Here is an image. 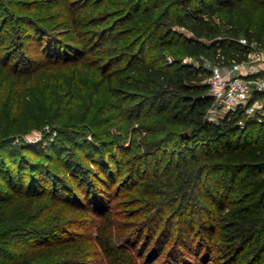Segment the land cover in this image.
Returning <instances> with one entry per match:
<instances>
[{
    "label": "trees",
    "instance_id": "obj_1",
    "mask_svg": "<svg viewBox=\"0 0 264 264\" xmlns=\"http://www.w3.org/2000/svg\"><path fill=\"white\" fill-rule=\"evenodd\" d=\"M65 1L68 16L79 21L72 0ZM25 3V10L33 9L31 1ZM247 3L254 15L264 13V0H84L78 7L95 11L87 25L98 30L86 37L79 33L77 44L61 41L66 48L31 15L6 16L4 21L12 19L10 29L31 23L32 28L23 27L22 47H42L50 62L75 58L85 65L103 63L97 65L81 121L89 119L95 98L107 86L101 107L106 121L124 119L126 132L142 139L132 138L128 147L113 143L115 151L109 155L101 150L103 163L97 167L73 161L69 175L84 186L87 204L78 192L71 193L66 178L63 183L53 174L48 188L42 161H24L18 171L12 163L0 165V174L12 177L24 196L69 204L75 199L103 219L117 207L115 195L132 196L133 205L141 206L124 215L140 217L132 222L133 233L116 243L106 224L97 226L98 244L110 264H148L143 258L149 252L169 264H264V171L257 165L264 161V121L250 119L247 107L210 118L216 101L207 81L211 70L185 62L186 57L206 58L231 67L249 59L253 42L264 50V20L245 27L235 18L236 9ZM20 61L30 71L38 57L23 52ZM255 97L263 98L264 92ZM79 168L84 170L80 178ZM130 200L117 208L127 207ZM23 224L0 231V264H82L91 259L75 252L91 243L76 246L70 241L77 236L61 240L50 224ZM61 252L67 254L63 260L56 258Z\"/></svg>",
    "mask_w": 264,
    "mask_h": 264
},
{
    "label": "rangeland",
    "instance_id": "obj_2",
    "mask_svg": "<svg viewBox=\"0 0 264 264\" xmlns=\"http://www.w3.org/2000/svg\"><path fill=\"white\" fill-rule=\"evenodd\" d=\"M0 1L3 2L0 7V26H4L0 32V165L12 163L18 171L23 168L20 167V163L24 161L32 163L42 161V167L48 177V188L52 187L53 174L58 176L54 180L63 183L66 178L73 188L71 193L78 192L83 202L86 203L88 200L84 198V186L79 184L78 177L74 179L69 175L74 166L73 161L81 162L86 167H97L103 163L102 160L100 161L102 151L105 153L107 151V155L111 150L115 151L113 143L120 141L121 145L128 147L132 144V138L136 137V140L141 141L142 136L126 132L127 122L124 119L116 118L110 122L106 121V114L102 113L101 107L107 99V86H103L100 95L95 98L89 119L82 122V110L97 80L98 64L93 62L91 65H85L75 58H71L68 62H50L51 58L46 55L42 47L36 48L35 45L29 43L22 47L21 41H25L23 27L32 28L31 23L23 21L10 29L9 24L12 19L7 22L4 20L12 13L29 14L31 19L35 20L36 25L44 28L45 34L53 33V35H47L55 39V42L58 40L60 48H64L63 44L66 42L71 41L76 44L81 42V37L77 36L79 33L86 37L90 32L98 30L97 27L87 25L96 13L90 7L83 8L81 5L78 7V2L84 0H72V5L78 10L79 21L68 16L65 0ZM24 1H31L33 9L25 10ZM250 5L247 3L235 11L237 23L245 27L254 22L260 24L264 20V13L258 12L254 15ZM77 22L81 24L77 26ZM252 46L253 50H263L257 46L256 42H253ZM23 52L38 57L36 63L30 64L29 68H32L30 71L24 70L23 67L28 64L20 61ZM9 56H12L10 60ZM191 62L199 65L206 64L210 70L217 65L213 60L206 58L193 59ZM102 64L99 62V65ZM210 76L211 72L207 81ZM70 86L72 93L69 92ZM255 94L215 104L209 114L210 118L218 120L231 110L247 107L246 114L251 116L250 119L264 121V105L261 104V97H255ZM69 100L72 102L69 103ZM134 126L138 127L139 124ZM7 150H10L8 155L3 153ZM89 154H91L90 157ZM93 156H95L94 160H92ZM2 160L4 163L1 164ZM81 169L77 170L79 178L84 174V170L81 171ZM2 174H0V197H2L0 199V231L11 226L16 227L21 223L29 228L45 227L46 224L53 225L56 228L51 231L56 236H62L61 240L68 241V238L77 236L76 239L70 241L74 245L91 243L89 248L87 245L83 248L75 247L78 249L75 250L76 254H86L84 258H91L89 261L86 259L82 264H110L107 255L98 244L100 237L98 238L97 226L100 223L106 224L112 230V236L109 238L117 243L119 240L122 241L127 234L134 232L133 228L136 227L132 226V222L140 218L137 215L124 216L141 206L133 205L134 203L130 200L132 196L116 198V184L111 190L117 200V207L121 202H125L126 198L131 201V204L127 207H114L109 217L103 219V215L95 213L91 207H83V202L80 203L75 199H72V204H69L58 203L48 196H24L14 187L16 183L12 177L10 180L8 175L3 177ZM124 176V174L120 175L119 180L122 181ZM101 186L104 187L105 183L102 182ZM60 225L61 228H66V231L64 229L60 231L61 228H57ZM138 247L139 245L136 248ZM131 248V251H136L133 245ZM72 253H68V256L71 257ZM157 255L156 253L152 256L149 252L143 260L146 259L145 262L148 264H169L163 257H157ZM66 256V252H61L56 258L63 260ZM43 260L47 261V259Z\"/></svg>",
    "mask_w": 264,
    "mask_h": 264
},
{
    "label": "built area",
    "instance_id": "obj_3",
    "mask_svg": "<svg viewBox=\"0 0 264 264\" xmlns=\"http://www.w3.org/2000/svg\"><path fill=\"white\" fill-rule=\"evenodd\" d=\"M169 61L171 62L172 58ZM191 61H193L192 57L185 58V62ZM208 84L209 93L216 99L215 104L254 95L255 92L263 93L264 50H252L248 60L236 63L232 67L214 65L211 68ZM260 99L261 104L264 105V98Z\"/></svg>",
    "mask_w": 264,
    "mask_h": 264
},
{
    "label": "water",
    "instance_id": "obj_4",
    "mask_svg": "<svg viewBox=\"0 0 264 264\" xmlns=\"http://www.w3.org/2000/svg\"><path fill=\"white\" fill-rule=\"evenodd\" d=\"M185 135L188 136V134H185ZM257 165L264 171V161L259 162Z\"/></svg>",
    "mask_w": 264,
    "mask_h": 264
}]
</instances>
